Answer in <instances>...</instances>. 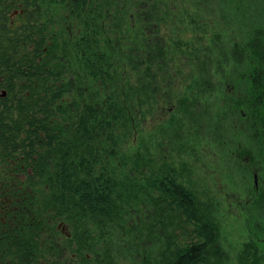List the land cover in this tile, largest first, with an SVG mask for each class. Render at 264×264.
Instances as JSON below:
<instances>
[{
  "label": "trees",
  "instance_id": "16d2710c",
  "mask_svg": "<svg viewBox=\"0 0 264 264\" xmlns=\"http://www.w3.org/2000/svg\"><path fill=\"white\" fill-rule=\"evenodd\" d=\"M233 129L264 167V0H0V264H231L152 150Z\"/></svg>",
  "mask_w": 264,
  "mask_h": 264
},
{
  "label": "rangeland",
  "instance_id": "374dc122",
  "mask_svg": "<svg viewBox=\"0 0 264 264\" xmlns=\"http://www.w3.org/2000/svg\"><path fill=\"white\" fill-rule=\"evenodd\" d=\"M167 104L162 97L153 109L155 114L148 119L147 130L161 126L169 117ZM182 131L183 135L160 140L162 147L154 145L152 155L158 162L163 157L170 160L180 171L182 182L208 207L219 226L221 244L231 264L257 263L261 254L255 257L256 247L262 242L253 235L259 221L251 205L256 194L264 191V167L248 152L245 138L237 129L220 138L203 134L188 136ZM58 228L68 234L64 226Z\"/></svg>",
  "mask_w": 264,
  "mask_h": 264
}]
</instances>
